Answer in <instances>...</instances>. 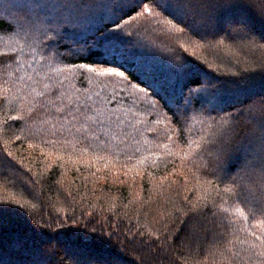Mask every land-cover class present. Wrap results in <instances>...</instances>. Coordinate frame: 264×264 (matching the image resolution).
<instances>
[{
  "label": "trees",
  "instance_id": "16d2710c",
  "mask_svg": "<svg viewBox=\"0 0 264 264\" xmlns=\"http://www.w3.org/2000/svg\"><path fill=\"white\" fill-rule=\"evenodd\" d=\"M25 3L0 0V264L33 223L110 238L122 264H264V0H191L183 22L126 7L109 38L114 5L69 3L45 33ZM198 81L218 87L190 96Z\"/></svg>",
  "mask_w": 264,
  "mask_h": 264
},
{
  "label": "snow or ice",
  "instance_id": "6c2138e0",
  "mask_svg": "<svg viewBox=\"0 0 264 264\" xmlns=\"http://www.w3.org/2000/svg\"><path fill=\"white\" fill-rule=\"evenodd\" d=\"M244 0H227V6L235 7ZM78 4L77 12H83L85 8L89 6H95L97 4L107 7L109 4L114 5L113 16L109 19L112 23H115L120 28L119 21L123 18V14H129L125 12L126 7H131L133 11L143 5V11L139 12V16H159L160 12L168 15H173L174 19H178L183 22L177 13H182L183 5L191 3V0H26L24 7L27 9L28 15L25 19L28 24L36 28L37 23L41 26L40 29L45 33L52 31L59 33L67 27V22H72L71 16L64 17L63 11L66 10V6L69 4ZM151 4L153 7H149ZM82 5L83 7H80ZM154 9H159V12H154ZM121 13L117 17V13ZM261 16L264 17V8L261 9ZM230 26L234 27L237 31H243L247 36L254 34V29L250 22L244 18H234L229 21ZM187 27V25H186ZM12 30L11 28L9 29ZM123 29L120 28V32L107 33L106 38L122 34ZM260 39L264 40V34L260 35ZM51 44L49 45V47ZM108 63L110 61H103ZM109 73H112V69H107ZM261 74L264 75V69L261 70ZM114 75L123 77V72H115ZM250 76L241 75L232 79L231 83L235 89L243 90L249 87ZM199 88L189 89L190 96L192 94H201L203 92L214 93L218 86L214 85L211 81H198ZM56 94L55 92L53 93ZM84 108L80 109L81 114L88 118V112ZM227 161L223 156L220 158L218 167L220 171L227 175ZM235 183V180H233ZM4 208L3 204H0V211ZM45 223H48L45 221ZM90 241L102 242L105 246L110 247L111 251L105 253H99L93 255L87 261V264H122L121 256L122 250L118 246L110 245L108 240H105L103 236H96L95 234L78 233L70 234L69 232L56 231L52 232L49 229H44L42 226H37L33 223L29 226L24 235L17 239L16 243L19 248L20 264H37L35 260L28 259L24 256V253H28L29 256L34 255L37 252H42L54 259L53 264H80L78 259H75L71 253L75 251H82Z\"/></svg>",
  "mask_w": 264,
  "mask_h": 264
}]
</instances>
